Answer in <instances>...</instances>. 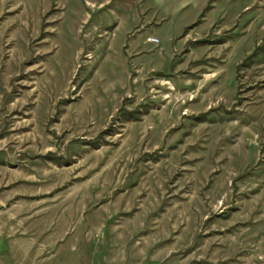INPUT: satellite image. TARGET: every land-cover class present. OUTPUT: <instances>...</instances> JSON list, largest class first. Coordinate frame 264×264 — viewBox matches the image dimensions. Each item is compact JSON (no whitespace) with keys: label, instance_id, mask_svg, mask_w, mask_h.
I'll return each instance as SVG.
<instances>
[{"label":"rangeland","instance_id":"374dc122","mask_svg":"<svg viewBox=\"0 0 264 264\" xmlns=\"http://www.w3.org/2000/svg\"><path fill=\"white\" fill-rule=\"evenodd\" d=\"M0 264H264V0H0Z\"/></svg>","mask_w":264,"mask_h":264}]
</instances>
